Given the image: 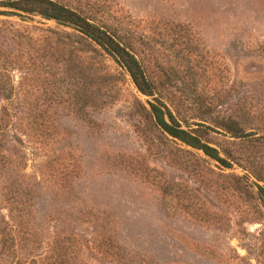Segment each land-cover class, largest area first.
<instances>
[{
    "label": "rangeland",
    "instance_id": "1",
    "mask_svg": "<svg viewBox=\"0 0 264 264\" xmlns=\"http://www.w3.org/2000/svg\"><path fill=\"white\" fill-rule=\"evenodd\" d=\"M58 1L127 33L179 119L240 117L254 135L210 137L264 175V0ZM30 17L0 14L2 55L21 48L15 35L58 29ZM80 50L85 78L61 74L56 58L18 56L13 69L0 60L14 88L0 96L4 161L24 175L32 201V216L12 222L0 176V214L16 237L0 233V264L62 251L85 264H264L254 176L164 137L141 115L137 99L148 98L128 76L90 45Z\"/></svg>",
    "mask_w": 264,
    "mask_h": 264
},
{
    "label": "trees",
    "instance_id": "2",
    "mask_svg": "<svg viewBox=\"0 0 264 264\" xmlns=\"http://www.w3.org/2000/svg\"><path fill=\"white\" fill-rule=\"evenodd\" d=\"M0 14L18 16L21 19L39 16L47 21L55 22L58 27L55 30L50 28L39 30L40 34L37 38L31 33L15 35V41L17 40L21 48L10 51L6 55H2V50L0 51V60L3 58L9 60L10 68H14L13 65L15 66L18 56L24 60L25 64L36 63L43 57L49 60L56 58L63 67L59 70L61 74H69L71 77L78 74L79 78H85V71L79 67L76 57L81 58L79 54L82 53L80 50L82 42L90 45L102 57L110 58L119 67V73L124 77L128 76L135 89L148 98L146 101L148 105L137 99L136 106L150 126L164 137L186 146V152L202 153L214 161L215 166L220 169H232L234 165H237L247 170L255 178L253 184L257 188L259 200L264 205V175L257 173L252 165H243L244 163L235 155L210 137V133H216L226 138L241 139L254 135L253 129L248 131L249 129L241 124L240 117L227 114L214 115L210 119L201 117L192 124L186 119H179L167 105L157 98V83L149 76L143 58L139 57L127 33L109 25L106 21H99L81 8L69 6L58 0H0ZM13 93L14 88L11 87L10 81L2 76L0 96L2 97L1 94H3L2 98L8 100ZM79 94L82 95L80 92ZM150 98L155 102L149 101ZM8 134L6 124L0 123V137L5 138ZM3 151L4 146L0 143V176L4 184L1 187L2 197L6 202L8 216L12 222L17 220L23 222L32 216L30 190L25 186L24 181L20 180L24 175H18L17 169L10 167L9 163L4 161ZM232 176L240 181H248L246 175L232 174ZM0 233L2 236H10L14 241L16 240L7 227L5 214H0ZM35 263L85 264L64 251L42 261L33 260L31 262V264Z\"/></svg>",
    "mask_w": 264,
    "mask_h": 264
}]
</instances>
